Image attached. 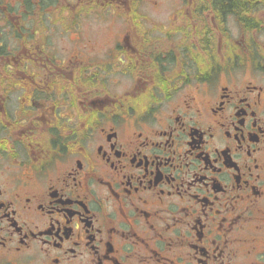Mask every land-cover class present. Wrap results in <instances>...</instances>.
Returning a JSON list of instances; mask_svg holds the SVG:
<instances>
[{"label":"flooded vegetation","instance_id":"obj_1","mask_svg":"<svg viewBox=\"0 0 264 264\" xmlns=\"http://www.w3.org/2000/svg\"><path fill=\"white\" fill-rule=\"evenodd\" d=\"M0 264H264V0H0Z\"/></svg>","mask_w":264,"mask_h":264}]
</instances>
